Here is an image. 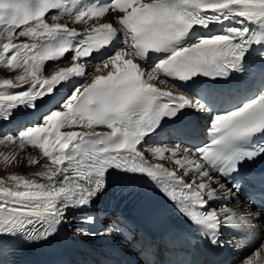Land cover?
Returning <instances> with one entry per match:
<instances>
[{
	"label": "snow or ice",
	"instance_id": "obj_1",
	"mask_svg": "<svg viewBox=\"0 0 264 264\" xmlns=\"http://www.w3.org/2000/svg\"><path fill=\"white\" fill-rule=\"evenodd\" d=\"M259 159L264 0H0V264H264Z\"/></svg>",
	"mask_w": 264,
	"mask_h": 264
},
{
	"label": "bare ground",
	"instance_id": "obj_2",
	"mask_svg": "<svg viewBox=\"0 0 264 264\" xmlns=\"http://www.w3.org/2000/svg\"><path fill=\"white\" fill-rule=\"evenodd\" d=\"M52 63H60L61 66H66L62 62H47V64H52ZM47 64H46V69H47ZM46 74H48L47 73V70H46ZM94 243H96V242H94V241H87V240L83 241V245L84 246H88V245L94 244Z\"/></svg>",
	"mask_w": 264,
	"mask_h": 264
}]
</instances>
